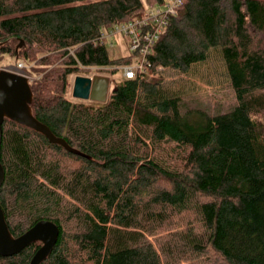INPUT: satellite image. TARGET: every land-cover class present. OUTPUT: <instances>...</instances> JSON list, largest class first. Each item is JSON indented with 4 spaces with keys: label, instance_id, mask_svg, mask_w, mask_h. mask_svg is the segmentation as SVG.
<instances>
[{
    "label": "trees",
    "instance_id": "1",
    "mask_svg": "<svg viewBox=\"0 0 264 264\" xmlns=\"http://www.w3.org/2000/svg\"><path fill=\"white\" fill-rule=\"evenodd\" d=\"M143 10L141 0H0V63H23L31 114L79 152L3 120L8 231L57 225L40 264H264V0H182L142 74L114 80L102 103L72 98L84 69L112 76L133 62L110 58L100 35ZM212 51L232 96L224 111L166 93ZM40 245L0 264H29Z\"/></svg>",
    "mask_w": 264,
    "mask_h": 264
},
{
    "label": "water",
    "instance_id": "2",
    "mask_svg": "<svg viewBox=\"0 0 264 264\" xmlns=\"http://www.w3.org/2000/svg\"><path fill=\"white\" fill-rule=\"evenodd\" d=\"M22 43V42H21ZM97 83L87 76H75L72 81L71 96L77 100L96 101ZM107 88V86H106ZM102 93L100 102L106 99V92ZM32 93L28 81L18 74L7 70H0V147L2 123L5 118L18 125L27 127L43 135L49 143L57 144L70 153L79 154L71 148L62 138L56 137L49 128L37 121L31 114L29 105ZM4 171L0 164V186ZM57 225L49 220L36 222L23 234L13 237L7 228L3 211L0 208V257L13 256L34 242H40V247L35 251L29 264H40L52 251L58 238Z\"/></svg>",
    "mask_w": 264,
    "mask_h": 264
},
{
    "label": "rangeland",
    "instance_id": "3",
    "mask_svg": "<svg viewBox=\"0 0 264 264\" xmlns=\"http://www.w3.org/2000/svg\"><path fill=\"white\" fill-rule=\"evenodd\" d=\"M141 2L144 14L160 6L157 4L148 5L146 0H141ZM104 45L110 58H119L130 54L128 37L113 35L104 41ZM16 64L12 60H4L0 63V70L14 67ZM84 70L86 74L84 76H94L95 78H93L98 82L96 97L99 99H102L105 89L107 91L112 89L114 80L122 79L120 70L112 76L96 69L93 70V68ZM168 80L164 87L166 93L180 96L188 107L221 112L231 104L232 96L228 90L225 68L219 55L213 51L206 62L192 65L186 73H174ZM99 99L92 102L102 103ZM84 101L91 102L90 100Z\"/></svg>",
    "mask_w": 264,
    "mask_h": 264
},
{
    "label": "built area",
    "instance_id": "4",
    "mask_svg": "<svg viewBox=\"0 0 264 264\" xmlns=\"http://www.w3.org/2000/svg\"><path fill=\"white\" fill-rule=\"evenodd\" d=\"M181 3L182 0H164L163 4L160 5L162 7L158 6L149 13L144 14L142 20L116 25L100 35L102 42L113 35H122L129 38V51L135 56L131 64L120 67L122 79H133L136 73L142 74L145 71L146 56L149 54L154 42L162 35L166 19L176 15ZM144 28L145 31H143ZM2 69L23 76L27 81L31 80V77L24 72V65L21 62L14 67Z\"/></svg>",
    "mask_w": 264,
    "mask_h": 264
},
{
    "label": "crops",
    "instance_id": "5",
    "mask_svg": "<svg viewBox=\"0 0 264 264\" xmlns=\"http://www.w3.org/2000/svg\"><path fill=\"white\" fill-rule=\"evenodd\" d=\"M94 81H95L96 83H98V82L96 81V79H94Z\"/></svg>",
    "mask_w": 264,
    "mask_h": 264
},
{
    "label": "flooded vegetation",
    "instance_id": "6",
    "mask_svg": "<svg viewBox=\"0 0 264 264\" xmlns=\"http://www.w3.org/2000/svg\"><path fill=\"white\" fill-rule=\"evenodd\" d=\"M97 85H98V83H97Z\"/></svg>",
    "mask_w": 264,
    "mask_h": 264
}]
</instances>
